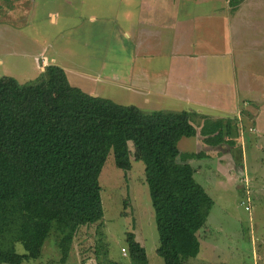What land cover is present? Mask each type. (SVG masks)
Here are the masks:
<instances>
[{"label":"rangeland","instance_id":"374dc122","mask_svg":"<svg viewBox=\"0 0 264 264\" xmlns=\"http://www.w3.org/2000/svg\"><path fill=\"white\" fill-rule=\"evenodd\" d=\"M156 1L149 0L153 8L144 15L139 0H0V78L29 83L45 66L56 65L72 86L93 97L146 112L190 113L197 135L178 142L176 163L194 169L213 206L197 232L200 252L187 264H264V146L259 142L264 135L241 130L244 124L232 115L217 119L248 112L252 101L257 102L253 113L259 102L264 105L252 79L264 75V5L256 6L255 22H239L248 46L241 54L216 53L194 63L176 53L174 8L165 0L155 7ZM185 41L189 53L191 38ZM249 85L253 93L244 88ZM217 120L234 126L221 144L233 141L230 145L238 147L211 152L200 131L205 121ZM224 155L228 172L218 173L214 159ZM99 184L103 221L76 233L65 264H163L156 253L158 233L144 165L132 161V169L122 171L110 154ZM127 233L145 249L146 262L131 260ZM56 241L51 231L40 257L22 264H61ZM15 251L25 253L20 244Z\"/></svg>","mask_w":264,"mask_h":264},{"label":"trees","instance_id":"16d2710c","mask_svg":"<svg viewBox=\"0 0 264 264\" xmlns=\"http://www.w3.org/2000/svg\"><path fill=\"white\" fill-rule=\"evenodd\" d=\"M233 129L228 121H205L200 132L205 144L217 146ZM196 135L188 112H146L93 97L56 65L29 83L0 78V264L38 259L51 231L65 264L76 233L103 221L99 177L110 154L122 171L132 161L144 165L163 264L196 259L197 232L213 201L194 169L176 163L178 142ZM126 245L133 262L147 261L134 234H126Z\"/></svg>","mask_w":264,"mask_h":264},{"label":"crops","instance_id":"0c3cea01","mask_svg":"<svg viewBox=\"0 0 264 264\" xmlns=\"http://www.w3.org/2000/svg\"><path fill=\"white\" fill-rule=\"evenodd\" d=\"M139 1L138 8H141V10H139L144 15L145 13L143 10L146 11L147 9L150 10L153 8L149 4V0ZM188 1L191 2V6L188 5L187 7H184V3H188ZM155 4V7H162L164 5L162 0H157ZM165 4L174 8L173 12L176 18L175 39H177L176 53L182 56L188 55L191 62L198 63L206 56H212L216 53L223 55L234 53L236 55L241 54L239 52L245 47L248 48V46H246L247 44H245V37L247 34L242 31V26L239 22L245 25L248 18H251V22H255L253 19L259 18V15L257 13V15L255 14L256 6L261 4L264 5V0H243L239 5L233 8L230 6V0H165ZM250 14H252V16H250ZM214 34H217L220 37H213ZM180 35L185 38H179L178 36ZM201 36L203 37L200 41ZM190 38L192 41V49L187 53L184 44L186 42L185 40ZM217 41H220L218 45H216ZM146 57H151V54L147 53ZM195 68L196 70H200L198 65H195ZM252 79L254 81L255 89L258 90L256 91V94H258V96L261 95L260 99L264 98V75H258L257 73ZM244 88L248 93H253V87H250V85L247 88ZM157 94H159V92ZM256 104L257 102L253 101L251 105L248 103L249 107L245 109L248 112L237 110L235 115L232 113L223 114L221 117H217V119H221L225 115H232V119L240 122L242 125L244 124V129L241 128V130H247L253 134L255 133V135H264V105L259 102V107H257V110L253 113ZM244 112L246 114H243ZM254 116L256 117L255 119ZM231 118H229V120ZM235 135L236 134H234V138ZM259 142L264 144V139ZM224 146L227 148L230 147V150L228 151H231L235 146L238 147V143L234 146L220 143L217 146L209 147L212 149L211 152L222 151L226 153L225 149L227 148H224ZM227 156L228 155L221 156V159L219 158L218 160H216V158L214 159V167L217 168L218 173L228 172L226 171L228 170L227 164H225ZM206 157L208 158L207 160H211L209 159L211 157L208 155H206ZM229 165L231 166L230 161ZM234 167L237 166L233 165L232 168ZM241 187L242 186H239V188Z\"/></svg>","mask_w":264,"mask_h":264},{"label":"built area","instance_id":"2783aa9c","mask_svg":"<svg viewBox=\"0 0 264 264\" xmlns=\"http://www.w3.org/2000/svg\"><path fill=\"white\" fill-rule=\"evenodd\" d=\"M247 209V208H246ZM121 253L123 254V256L126 255V251L124 249L121 250Z\"/></svg>","mask_w":264,"mask_h":264},{"label":"water","instance_id":"95a60500","mask_svg":"<svg viewBox=\"0 0 264 264\" xmlns=\"http://www.w3.org/2000/svg\"><path fill=\"white\" fill-rule=\"evenodd\" d=\"M262 144V143H261ZM262 145H264V144H262Z\"/></svg>","mask_w":264,"mask_h":264}]
</instances>
